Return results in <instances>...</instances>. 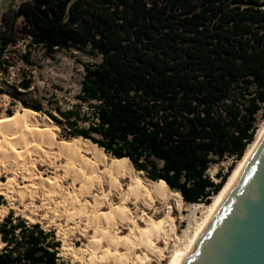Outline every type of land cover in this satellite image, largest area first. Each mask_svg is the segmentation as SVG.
Wrapping results in <instances>:
<instances>
[{"label":"trees","instance_id":"obj_1","mask_svg":"<svg viewBox=\"0 0 264 264\" xmlns=\"http://www.w3.org/2000/svg\"><path fill=\"white\" fill-rule=\"evenodd\" d=\"M19 40L31 67L37 48L101 56L84 63L78 103L56 116L33 96L31 70L5 79ZM0 94L47 114L67 136L128 159L186 202L209 205L254 141L260 111L264 118V0L11 3L0 22ZM227 157L234 162L215 183L207 172ZM0 237V264H64L54 234L12 212Z\"/></svg>","mask_w":264,"mask_h":264},{"label":"bare ground","instance_id":"obj_2","mask_svg":"<svg viewBox=\"0 0 264 264\" xmlns=\"http://www.w3.org/2000/svg\"><path fill=\"white\" fill-rule=\"evenodd\" d=\"M53 125L50 119L39 116L30 109L0 119V165L11 174L7 181L0 182V195L8 199L10 206L19 202L25 211L42 213L44 218H52V221L59 220V233L64 239L71 231L86 237L88 244L85 248L76 249L65 245L62 249L66 253H72L79 264H152L154 261L161 264L164 250L159 248V243L163 242L167 251L171 241L178 247L171 253L168 264H184L264 138L263 121L254 141L247 147L221 191L206 205L204 217L196 224L187 245L180 249L170 208L166 211L165 218L158 222L145 211L134 214L135 211L132 212L128 206L130 202H141L144 208L152 209L155 196L166 201L172 194L165 182L149 180L142 173L135 174L134 166L129 160L117 159L82 137L73 138L69 142H56ZM42 145L49 148L56 146L58 152L67 157V163L59 165V168H63L64 175L45 178L37 170L36 162H47L50 165L54 163L53 157L47 154ZM83 145L94 149L101 157L110 158V164L106 165L107 172H125L124 175L130 179L126 191L118 179H113L109 173H101V178L110 185V190L106 193L100 178L88 179L73 166V162L86 164L85 158L77 153ZM34 154L37 159L32 157ZM102 162L105 164V159ZM19 178L25 185H21ZM68 179L71 181L70 186L64 187L61 180ZM77 184L80 186L77 187ZM110 193L119 197L118 204L113 202ZM177 195L175 196L180 202L182 197ZM6 212L7 209L0 206V218ZM141 221L145 223L144 228L140 225ZM124 231L128 233L123 235Z\"/></svg>","mask_w":264,"mask_h":264},{"label":"rangeland","instance_id":"obj_3","mask_svg":"<svg viewBox=\"0 0 264 264\" xmlns=\"http://www.w3.org/2000/svg\"><path fill=\"white\" fill-rule=\"evenodd\" d=\"M20 1L21 0H0V22L3 12L10 6V4L11 3L18 4ZM26 51L27 48H26L25 40H19L17 45L11 46V48L8 50V55H10V57L12 58L13 62L16 63V65L11 66L7 75L4 77L5 79H10L11 81L16 80L19 77H21L20 70L23 69L31 70L30 72L33 75L34 85L37 90V92H34L33 96L35 98L41 99L45 108L51 111L56 116H58L56 108L61 107L62 109H68L71 108L74 103L79 102L77 96L80 93L82 80L85 73L84 63L98 62L101 60V56L93 55L86 51L78 50L76 48H71L68 50H60L51 56L45 55L43 50L37 48V49H32L31 57L35 63V66L31 67L28 66L22 60L21 55ZM11 101H12L11 98L7 94H0V119L14 116L17 113H22L24 109H28L23 107L21 103L11 105ZM10 111H12L13 113L12 115H9ZM36 113L39 116L47 117L48 119L51 120L52 124H54L53 126H55V131H56L54 138L56 142H69L73 138H80V137L67 136L65 133H63L59 125H57L47 114L40 112H36ZM263 121L264 118H262V111H260L258 113V123H257L258 128ZM83 146L77 150V153L78 154L80 153L79 155L82 156L83 159L85 158L84 161L86 162V164L84 162L82 164L81 163L77 164V162H73L72 163L73 166L77 168L79 171H81V174H83V176L88 179L92 177L94 179L100 178L101 181H103V185H104L103 187L106 193L109 192L110 185L108 182H106L104 179L101 178L102 177L101 173L103 174L109 173V176H111L113 179L116 180L118 179L117 181H119L121 187L126 191L128 189L130 179L128 178V176L124 175L125 172L121 171L118 174L117 173L115 174L111 171L107 172L106 165L110 164L111 162L110 158L108 156L101 157V155L94 149L85 145ZM55 147L49 148L46 147V145L45 147L44 145H42V148L45 149L47 154H50L53 157L52 160L54 161V163H52V165H50L47 162L44 163L36 162L37 170L45 178L50 176L51 177L57 176L59 178V175L61 176L64 175V170L63 168H59V165L62 166L65 165L68 159L66 156H64L63 153H59L58 148ZM87 147L88 150L91 149V151H88L86 149ZM56 153H58L59 156H57ZM32 157L37 159L35 154L32 155ZM104 159L106 161L105 164L102 162V160ZM124 160H128V159H124ZM233 162L234 160L232 157H227L221 162L214 163L209 168L207 175L215 183H218L220 181V178L218 177V173L219 172H221L222 174L227 173L229 171V167L232 165ZM134 173L135 174L142 173L146 177V175L143 172L136 171V169ZM10 176L11 174L5 170V167L0 165V182L7 181ZM18 181L21 182V185H25V182L20 180V178L18 179ZM61 182L63 183L64 187H68L70 186L71 181L68 179L63 181L61 180ZM143 185L147 186L145 183H143ZM79 186L80 184H77V187ZM170 192L172 195L166 201L160 200L155 196L154 198L155 203L152 209H148L146 207L144 208V206L140 204L141 202L138 203L130 202L131 204L128 203V206L131 208L132 212L135 211L134 214L136 212H139L140 214L145 211L149 215V217L152 216L151 218H153L155 221L158 222L162 221L165 218L167 213L166 211H168V208H170L171 219H173L174 221L175 230H176L175 236L178 239L180 249H182L183 246L185 247V245H187L189 241V237L193 235L194 229L197 226L196 224H198L199 221H201L202 218L204 217V211H206V204L188 203L183 199L182 195L178 191L170 189ZM177 194L181 195L182 197L180 202H178V197H176L178 196ZM111 196L115 204H118L120 202V199L117 195L111 194ZM9 204L10 202L8 201V199L4 195H0V206L7 209V212L4 214V216L0 218V222L3 221L4 218L9 213L12 212L15 218L21 217L27 220L28 223L30 224H35V223L40 224L44 230H46L47 232H52L54 234L55 240L60 242V247L58 248V256L60 258V261L63 262L64 264H79L74 260L72 253L70 254L66 253L62 249L65 245L66 247H73L76 249L85 248V246L88 244V240L86 237L82 236L77 232L75 233L71 231L70 232L71 234L68 233L67 238L64 239L62 235L59 233V229H58L59 220L52 221L50 220L52 218H44L42 213L34 214L29 211H25L23 210L24 208L20 205L19 202H16L14 206H10ZM136 208H139L138 211H136L137 210ZM39 215H41V217ZM140 225L142 228L145 227V223H143L142 221L140 222ZM127 233L128 231H124L123 235ZM90 234H92V232H90ZM2 245L3 243L1 242V237H0V247H2ZM176 247H178V245H176L174 241H171L170 248L169 250L166 251L164 249L165 244L163 242L159 243V248L164 250V256L161 261L162 262L161 264L169 263V260L172 256L171 253L176 250ZM152 264H158V262L154 261Z\"/></svg>","mask_w":264,"mask_h":264},{"label":"water","instance_id":"obj_4","mask_svg":"<svg viewBox=\"0 0 264 264\" xmlns=\"http://www.w3.org/2000/svg\"><path fill=\"white\" fill-rule=\"evenodd\" d=\"M184 264H264V138Z\"/></svg>","mask_w":264,"mask_h":264}]
</instances>
